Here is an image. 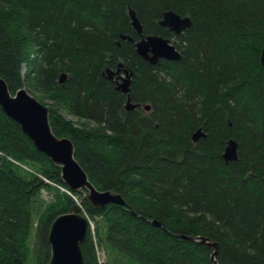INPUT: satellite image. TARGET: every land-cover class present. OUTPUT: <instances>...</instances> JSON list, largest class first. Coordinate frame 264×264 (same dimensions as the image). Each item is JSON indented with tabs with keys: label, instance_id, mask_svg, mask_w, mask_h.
<instances>
[{
	"label": "trees",
	"instance_id": "1",
	"mask_svg": "<svg viewBox=\"0 0 264 264\" xmlns=\"http://www.w3.org/2000/svg\"><path fill=\"white\" fill-rule=\"evenodd\" d=\"M128 7L142 35L172 38L179 59L149 64L120 39L138 37ZM165 10L190 26L177 35L159 26ZM263 40L264 0H0V77L47 107L51 132L70 140L94 188L121 196L124 205L80 204L105 244L137 264H213L211 247L177 234L214 241L216 264H264ZM117 64L132 71L130 101L149 110L124 109L102 74ZM198 127L205 136L193 142ZM229 138L237 160L225 163ZM0 153V264H46L48 225L74 201L36 175L64 186L1 109ZM43 188L53 201L38 198ZM88 227L81 264H98Z\"/></svg>",
	"mask_w": 264,
	"mask_h": 264
},
{
	"label": "water",
	"instance_id": "2",
	"mask_svg": "<svg viewBox=\"0 0 264 264\" xmlns=\"http://www.w3.org/2000/svg\"><path fill=\"white\" fill-rule=\"evenodd\" d=\"M127 16L130 26L135 30L137 39L133 40L126 35H120V39L132 41L135 53L149 64H155L159 59L174 61L179 59V52L168 38L159 35H142L141 26L134 11L127 8ZM157 24L165 27L173 34L177 35L191 24L189 17L180 16L172 10H165L161 13ZM258 61L264 70V40L258 56ZM121 64H117L115 69L105 68L102 72L105 78L110 80L113 75L120 78V83L115 84V89L126 95L124 109L131 110L138 103L129 100L128 90L131 70L123 69L124 76L118 75ZM65 74H59L58 82L62 83ZM144 110L149 109L148 104L141 105ZM0 109L11 120L17 123L23 134L27 136L36 150L47 156L50 162L59 167V177L65 188L74 192L77 191L81 197L93 208H101L108 203L124 205L121 196L110 190H97L88 181L84 170L73 158V146L67 137L55 136L48 123L47 107L42 105L23 87L9 93L5 81L0 77ZM205 133L196 128L190 135L191 141L195 142L199 137H204ZM222 160H237L236 143L233 139H227L220 154ZM3 155L0 153V163ZM151 224L160 227V223L150 220ZM87 219L80 213V206L72 203L66 212L59 213L50 221L47 229L46 240L48 243V258L46 264H81L82 256L80 243L83 241ZM177 238L195 240L212 248L210 260L215 263L214 255L217 244L206 236L191 237L182 234L175 235Z\"/></svg>",
	"mask_w": 264,
	"mask_h": 264
},
{
	"label": "rangeland",
	"instance_id": "3",
	"mask_svg": "<svg viewBox=\"0 0 264 264\" xmlns=\"http://www.w3.org/2000/svg\"><path fill=\"white\" fill-rule=\"evenodd\" d=\"M171 40L172 38H169V42L172 44ZM23 71H24V67L21 66L20 72L23 73ZM23 88L30 94L29 90L26 87H23ZM43 103L49 104L51 103V101L47 99V100H44ZM58 113H60L66 120H69L73 125L75 126L77 125L76 123H78V121L75 119L73 115L68 113L65 108L63 107L59 108ZM11 161L14 162V160H11ZM19 165L23 170L37 173V172L32 171V169L26 164L24 165L20 163ZM36 175L42 178L43 181L47 185L56 189L58 192L68 195L74 201V203H77L80 206V213L87 219V221L89 220V223H91L88 228H89L90 236L92 238L94 253H95L98 264H137V262L134 259L128 258L120 254L119 252H116L115 250L111 249L107 244H105L102 238L103 237V226L99 224L100 220L97 216L90 217L87 214L86 210L82 207V205L80 204L81 194L79 192L74 194L73 192L68 191L65 188V186L56 184L55 182H51L48 179L44 178L43 176H40V174H36ZM53 196H54L53 189L43 188V189H40L38 198H40L42 202L45 203V202L53 201L54 199ZM97 225H98L99 231L96 234L95 228ZM32 234H33V230L30 233V242L31 240H33Z\"/></svg>",
	"mask_w": 264,
	"mask_h": 264
},
{
	"label": "flooded vegetation",
	"instance_id": "4",
	"mask_svg": "<svg viewBox=\"0 0 264 264\" xmlns=\"http://www.w3.org/2000/svg\"><path fill=\"white\" fill-rule=\"evenodd\" d=\"M172 33V32H171ZM116 68V67H115ZM114 68V69H115ZM118 75L119 76H121V77H123L124 76V73H123V68H120L119 69V73H118ZM105 77V76H104ZM131 77H132V75H131ZM131 77H130V82H131ZM108 80V79H107ZM112 84H113V87H115V84H117V83H120V78L119 77H117V75H113L112 76V79H110L109 80ZM129 85H130V83H129ZM115 89V88H114ZM116 90V89H115ZM120 92V91H119ZM128 93H129V90H128ZM123 94V93H122ZM125 95V94H124ZM129 95V94H128ZM125 98H126V95H125ZM129 100H130V97H129ZM131 102V101H130ZM133 103V102H132ZM139 104V106H137V107H135V108H133V109H131V110H134V109H140V110H144V109H142L141 108V105H143V104H141V103H138ZM149 110V109H148ZM144 111H147V110H144ZM199 128V127H198Z\"/></svg>",
	"mask_w": 264,
	"mask_h": 264
},
{
	"label": "bare ground",
	"instance_id": "5",
	"mask_svg": "<svg viewBox=\"0 0 264 264\" xmlns=\"http://www.w3.org/2000/svg\"><path fill=\"white\" fill-rule=\"evenodd\" d=\"M89 221V220H88ZM91 223H89V225H90Z\"/></svg>",
	"mask_w": 264,
	"mask_h": 264
},
{
	"label": "built area",
	"instance_id": "6",
	"mask_svg": "<svg viewBox=\"0 0 264 264\" xmlns=\"http://www.w3.org/2000/svg\"><path fill=\"white\" fill-rule=\"evenodd\" d=\"M88 225H89V221H88Z\"/></svg>",
	"mask_w": 264,
	"mask_h": 264
}]
</instances>
